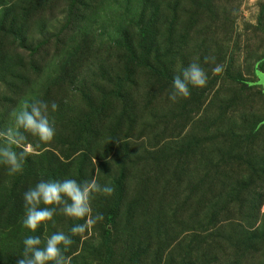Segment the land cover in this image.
Masks as SVG:
<instances>
[{
	"label": "rangeland",
	"instance_id": "1",
	"mask_svg": "<svg viewBox=\"0 0 264 264\" xmlns=\"http://www.w3.org/2000/svg\"><path fill=\"white\" fill-rule=\"evenodd\" d=\"M140 43L143 50L136 49ZM261 58L264 74V0H0V130L13 126L12 114L25 101L58 103L62 87L75 96L62 103L64 118L49 109L56 128L50 143L24 133V144L13 145L17 152L30 147L29 177L16 179L0 164V205L21 212L0 225V264H17L23 239L33 233L21 223L23 193L40 179L65 178L114 189L92 199V215L111 216L72 237L65 253L71 264H264V92L249 83ZM193 61L208 74L205 87L190 85V97L175 103L169 92L158 93L167 74L179 75ZM60 62L74 76L62 86ZM217 65L220 74L213 72ZM128 99L141 103L138 113L145 109L148 120L165 107L176 109L174 118L140 135L131 122L132 129H121L125 149L120 141L104 157L95 148L60 147L59 124L68 116L93 105L111 120ZM187 135L194 137L190 155L179 143ZM181 147L184 156L170 155ZM81 223L57 215L34 236L43 241Z\"/></svg>",
	"mask_w": 264,
	"mask_h": 264
},
{
	"label": "clouds",
	"instance_id": "2",
	"mask_svg": "<svg viewBox=\"0 0 264 264\" xmlns=\"http://www.w3.org/2000/svg\"><path fill=\"white\" fill-rule=\"evenodd\" d=\"M215 58H205V63L214 62ZM222 67L213 68L215 74L222 72ZM208 74L196 61L184 67L179 75L172 79L168 99L177 102L190 97V85L203 88L207 85ZM49 109H58L56 102L49 105L43 100L25 101L18 111L13 112V126L0 130V164L8 167V174L15 175L23 171V162L30 147L14 151L13 145L21 147L26 137L24 133L38 137L40 142L50 143L55 135V123L49 117ZM114 189L109 184L101 185L96 179L77 181L74 178L63 180H38L23 193L24 216L22 226L36 232L41 224L52 221L57 215L81 219L84 223L70 227L69 232H52L45 240L40 236H26L23 252L17 264H71V257L65 255L74 243L72 237L84 233L104 219L103 213L92 215L91 201L95 195L111 196ZM43 245V246H41Z\"/></svg>",
	"mask_w": 264,
	"mask_h": 264
},
{
	"label": "trees",
	"instance_id": "3",
	"mask_svg": "<svg viewBox=\"0 0 264 264\" xmlns=\"http://www.w3.org/2000/svg\"><path fill=\"white\" fill-rule=\"evenodd\" d=\"M137 27L139 30L143 29V27L141 25L139 26L137 24ZM179 44H180V42H179ZM143 46L144 45H142V43H140V45H138L137 48L135 46L134 47L136 49L141 48L143 50ZM178 47H182V46L180 45ZM262 59L263 58L258 59L254 63L253 72L255 73V78L252 81H250L249 83H250V85H259L262 88V91L264 92V74L259 72V70H258L259 63ZM63 61H65V59ZM63 64H64L63 62L58 63V67L61 68L62 74L57 75V77H56L57 83L60 86L69 84L70 83L69 81H71L74 77L73 75L70 74L71 67L65 66ZM160 73H161V71L159 70V72H157V74H160ZM172 79H173V76L167 74L166 87L163 88L158 93L161 92L163 94V93L169 92L170 87H171V83H172ZM116 86H117V88H119L118 85H116ZM58 89L63 91V97H62V100L57 103V105H58L57 115L64 118V115L67 112L60 109V108H62V103H64L65 101H67V102L72 101L73 97L75 98V96H73L72 90L65 89V87H62V89H60V88H58ZM113 92L117 97H122L121 91H119L118 89L114 88ZM135 96H136V98L140 97L138 94ZM89 104H92V102H88L87 105H89ZM140 106H141V103L137 104L136 101L132 102L131 99H128L127 101H124L122 103H118V109H117L118 111L113 116V119H111V120L106 119L103 116V113H100L101 111L96 109L95 106H93V105H91L88 110L85 109V111L83 113H78L81 115H79L77 117L68 116L65 119L64 123L59 124V127H60L59 132H62V135L59 137V141H58L60 143V147H62L64 151L65 150L69 151V150H73V149H75V150L78 149V150H82V152H84V153L85 152L88 153L91 149L95 148V150L97 151L96 153L100 152V156H102V157L106 156V154L111 155L112 151H113V150H111V147H113L114 145L116 146V143H119L120 141L121 142L119 143V145L121 146V150L125 149V147H126V142L124 140L125 138L120 137V135L122 134L121 129L128 131V128H131V126H129V124L131 122L135 123L136 129H138V135H140V134H144L145 133L144 131L147 130L148 128L154 126V124L160 125V124L164 123V121H165L166 123H164L163 125L165 126V124H166V126H167L168 124H170V121L172 120V118H174L173 117L175 115L174 110L176 111V109L173 110V109H170L168 107H165L166 109L165 108L163 109V115H161L160 110L155 109L154 113H153V117H149V120H148V118H147L148 116L146 115V113H144L145 109L142 110L141 115L138 113L137 107H140ZM145 107L146 106H144V108ZM105 108H106V106H102V109H105ZM151 109H152V107H150V112H151ZM99 115H101L102 117ZM49 116H50V113H49ZM162 118L164 119V121H160ZM77 122H81L82 127H80L79 124H78V127H74V124ZM66 125H67V127L72 126V127H74V129L66 128L65 127ZM125 126H127L128 128ZM146 127H147V129H144ZM63 128L66 130L69 129V131H67L66 138L63 137L64 133L66 132ZM102 129H105V131H102ZM73 131H75V132H73ZM72 132L76 134L75 135L76 138H75L74 143L72 142L74 139V136H72V134H73ZM158 133H161V132H158ZM193 138L191 139L189 137V135H187V139H184V140L180 139L179 140V143H181L182 147L184 146V148H185V155H187V153H188V155H190L192 152V150H190L189 148L192 146ZM200 143L201 142L198 140V142L196 144H193L194 148L197 147ZM102 145H103V147H102ZM182 147L178 150L172 151L170 155H172V156L174 155L176 158H178L179 156H184L183 155L184 150L182 149ZM99 149H101V151H98ZM181 149H182V152H181ZM63 153L66 154L65 152H63ZM217 153H221V154L217 155V157L219 156L220 162H222V163L225 162L226 158L223 156V153L220 150H218ZM83 155L84 154H81V156H83ZM197 155H202V150H199L197 152V154H195V156L192 155L189 157H190V159L194 160V158ZM84 156H87V155H84ZM29 157H30V155H27L26 158L24 159L23 171L21 173L15 174L16 179L21 177L22 175L26 176V177L30 176L31 168L29 169L25 165V162L28 161ZM198 163H199L198 166L201 169H205V167L202 163H200V162H198ZM193 172L195 174L199 173L198 170H195ZM63 173L65 174L64 171H63ZM184 175L187 178V181H188L187 183L191 185V182L193 181V177L191 176V174L189 172L186 173V171H185ZM159 176H161V175L158 172L155 177H159ZM200 179H201V181H200L199 186H197V188L201 191L202 189L205 188V185H204L205 181L203 180L202 177ZM55 180H57V179H55ZM162 180H163L162 177L157 179V181H159V182H161ZM195 181H196V179H195ZM201 183H203V185ZM161 184H163V182ZM186 190L191 191L192 188L187 186ZM19 214H21V212L17 211L16 207H7L6 203L0 205V225L3 223L7 224V222L11 223L12 222L11 219L13 217L17 218L19 216ZM104 216L107 217V219H108L111 216V212L106 211ZM14 232L15 231H12L10 236ZM37 232H38V230H36V232H33L32 235L36 234ZM14 237L15 236H12V238H14ZM90 249L92 250L93 246L91 247V245H89L87 250H90Z\"/></svg>",
	"mask_w": 264,
	"mask_h": 264
}]
</instances>
